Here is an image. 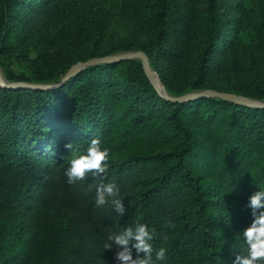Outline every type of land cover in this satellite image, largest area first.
I'll list each match as a JSON object with an SVG mask.
<instances>
[{
  "label": "trees",
  "instance_id": "obj_1",
  "mask_svg": "<svg viewBox=\"0 0 264 264\" xmlns=\"http://www.w3.org/2000/svg\"><path fill=\"white\" fill-rule=\"evenodd\" d=\"M100 1L76 3L71 18L62 0H0V57L26 51L27 29L43 33L34 67L16 79L51 84L78 60L142 49L169 94L213 88L264 100L260 2L246 41L224 35L223 0H206L197 13L170 0H117L124 15L146 19L149 43L132 36L80 51L112 15L109 0ZM57 16L67 17L54 23ZM93 138L109 151L107 172L67 183L70 159ZM101 179L119 187L122 216L96 206ZM260 189L264 106L215 95L170 100L136 57L86 65L48 88L0 84V264H117L116 246L104 250L107 235L135 223L156 229L154 251L167 249L155 264H233L246 253L240 233Z\"/></svg>",
  "mask_w": 264,
  "mask_h": 264
},
{
  "label": "clouds",
  "instance_id": "obj_2",
  "mask_svg": "<svg viewBox=\"0 0 264 264\" xmlns=\"http://www.w3.org/2000/svg\"><path fill=\"white\" fill-rule=\"evenodd\" d=\"M65 148L72 149L73 145L67 143ZM108 161V149L101 148L98 139H91L86 154L73 156L70 159L64 173L67 183L74 184L77 181H83L89 173L93 177H102L108 170ZM95 204L97 207L110 205L120 216L126 212L119 187L114 183H104L102 179L95 185ZM247 207L251 210L252 221L240 233L247 246L246 253L242 256L237 255L233 264H264V189L255 191L249 196ZM166 226L174 227L171 221H166ZM157 235L155 228H149L144 223H135L118 233H109L103 247L104 250H111L113 245L116 246L118 250L114 259L117 264H155L156 261L166 258L167 251L165 247L154 251L151 242ZM163 239L167 240V236L165 235ZM133 249L136 253L135 257Z\"/></svg>",
  "mask_w": 264,
  "mask_h": 264
},
{
  "label": "rangeland",
  "instance_id": "obj_3",
  "mask_svg": "<svg viewBox=\"0 0 264 264\" xmlns=\"http://www.w3.org/2000/svg\"><path fill=\"white\" fill-rule=\"evenodd\" d=\"M256 1L264 5V0L222 1L220 18L223 23L224 35L235 38V40L237 36L246 41L253 40L254 35H246V32L253 25V20L256 24H258V20H256L257 15L255 17L252 16ZM66 2L67 5L70 4V6H67L66 14L67 16L70 15L71 18H73L71 15L75 14L73 11L75 10L76 3L89 5L90 3L98 2V4H102L100 0H62V4L65 5ZM170 2L179 8H187L194 13L199 12L206 4V0H170ZM116 4L117 0L107 1V6L112 9V15L106 28L101 32V34H96V36L91 38L89 41L86 39L88 38L87 36L83 40V43L79 45L80 51H82L86 46L99 49L103 45H111L121 40L129 39L132 36L139 37L145 44L149 43L150 34L147 30L148 24L146 23V19L140 16L124 15L119 11ZM67 16H57L54 23L64 20ZM26 33L28 37L24 47L26 48L25 52L17 51L16 48L15 51H9L5 54L2 53L0 57V72L4 79L9 81H22L17 80V76L20 74L29 75L31 68L34 67V59L36 58L37 50H42L43 33L41 31L31 29H27ZM196 36L197 35L195 34L189 40L188 62H190L193 58V52H196L197 50ZM130 51H133V49H123L114 53L121 54ZM153 64L163 65L165 62H160L159 60L155 63L153 62ZM152 71L159 76V73L154 68ZM24 218L26 222L32 220L31 213H25Z\"/></svg>",
  "mask_w": 264,
  "mask_h": 264
},
{
  "label": "water",
  "instance_id": "obj_4",
  "mask_svg": "<svg viewBox=\"0 0 264 264\" xmlns=\"http://www.w3.org/2000/svg\"><path fill=\"white\" fill-rule=\"evenodd\" d=\"M130 57H136L139 58L143 69L147 76L150 78L154 86L159 90L161 95L164 97L173 100V101H184L187 99L192 98H198V97H204V96H220L223 98H227L230 100H233L235 102H243L252 106H264V100L263 99H255L249 96H246L244 94L236 93V92H230V91H222V90H216L213 88H202L199 90H193L188 91L182 94L178 95H172L165 91L164 86L159 78V76L156 73H153L152 69L150 68L149 60L147 55L142 49H136L130 52H125L121 54L111 53V54H105L100 56H92L85 60H78L70 65V67L64 72V74L55 82L51 84H45V83H37V82H27V81H8L5 82L1 72H0V84L2 85H8V86H24L29 88H48L53 87L56 85H60L64 80H66L69 76L74 74L76 71H78L80 68L85 67L89 64H94L97 62H104V61H118L120 59L130 58Z\"/></svg>",
  "mask_w": 264,
  "mask_h": 264
}]
</instances>
